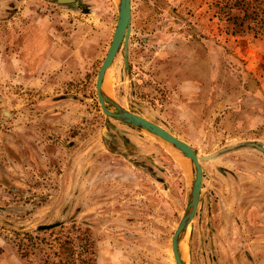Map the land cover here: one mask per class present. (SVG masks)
I'll use <instances>...</instances> for the list:
<instances>
[{
	"label": "rangeland",
	"instance_id": "obj_1",
	"mask_svg": "<svg viewBox=\"0 0 264 264\" xmlns=\"http://www.w3.org/2000/svg\"><path fill=\"white\" fill-rule=\"evenodd\" d=\"M218 1L130 0L127 66L120 45L102 85L199 156L241 143L199 161L180 252L186 264H264V152L248 144L264 148V33L244 5L220 19ZM116 17V0H0V264H38L54 239L75 236L71 224L86 230L93 264H174L189 163L95 96ZM15 232L34 236L27 257Z\"/></svg>",
	"mask_w": 264,
	"mask_h": 264
},
{
	"label": "water",
	"instance_id": "obj_2",
	"mask_svg": "<svg viewBox=\"0 0 264 264\" xmlns=\"http://www.w3.org/2000/svg\"><path fill=\"white\" fill-rule=\"evenodd\" d=\"M55 1L58 3L71 4L73 6L76 5V0ZM116 8L117 17L111 34V38L109 40L105 54L97 68L94 79V91L96 100L101 111L105 115L119 122L148 131L152 135L169 144L172 148L177 150L183 157L187 159L190 166L192 178L190 180L186 205L181 212V215L170 236V251L174 264H186L181 256L180 243L187 231V228L194 215L198 203L202 180V169L199 161L212 159L221 152L230 150L234 148V146H239L241 145V143L229 145L213 153L199 156L187 142L177 138L156 123L123 108L105 93L102 85L103 77L120 45H122L123 48V64L124 66H127V41L130 30V0H116ZM248 144L264 152V148L262 146L256 143ZM41 226L44 227L47 225Z\"/></svg>",
	"mask_w": 264,
	"mask_h": 264
},
{
	"label": "trees",
	"instance_id": "obj_3",
	"mask_svg": "<svg viewBox=\"0 0 264 264\" xmlns=\"http://www.w3.org/2000/svg\"><path fill=\"white\" fill-rule=\"evenodd\" d=\"M248 7L251 16L245 18L248 25H252L254 33H264V1L262 0H219L215 5L220 19L227 23L236 21L239 12L245 13L244 7ZM236 12V13H234ZM235 17V20H234ZM231 20H230V19ZM242 21L241 23H243ZM60 225L59 223L39 226L37 230L51 229ZM75 229V236L69 232L54 239V244H50V250L39 256L38 264H93L92 258V241L90 240L85 229H80L71 224ZM17 237V249L21 257H27L35 248L34 236L29 232H15Z\"/></svg>",
	"mask_w": 264,
	"mask_h": 264
},
{
	"label": "bare ground",
	"instance_id": "obj_4",
	"mask_svg": "<svg viewBox=\"0 0 264 264\" xmlns=\"http://www.w3.org/2000/svg\"><path fill=\"white\" fill-rule=\"evenodd\" d=\"M181 242H182V241H181ZM182 244H183V243H182ZM180 247H182V248H183V247H184V245H183V246H181V245H180Z\"/></svg>",
	"mask_w": 264,
	"mask_h": 264
}]
</instances>
